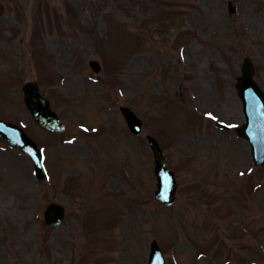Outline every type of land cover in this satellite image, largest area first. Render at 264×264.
<instances>
[{"label": "rangeland", "instance_id": "1", "mask_svg": "<svg viewBox=\"0 0 264 264\" xmlns=\"http://www.w3.org/2000/svg\"><path fill=\"white\" fill-rule=\"evenodd\" d=\"M244 57L264 89V0H0V118L44 148L50 172L36 181L29 159L0 140V264H82V230L97 198L89 196L85 212L62 177L79 170L95 189L99 158L112 169L100 195L118 196L101 200L93 263L146 264L156 239L166 264H264V166H253L246 141L214 124L244 122L235 91ZM30 81L66 125L63 134L32 121L21 92ZM120 105L143 121L140 137L129 135ZM150 132L175 170L171 207L152 196ZM51 201L67 211L59 230L42 219ZM125 202L127 211H113Z\"/></svg>", "mask_w": 264, "mask_h": 264}, {"label": "water", "instance_id": "2", "mask_svg": "<svg viewBox=\"0 0 264 264\" xmlns=\"http://www.w3.org/2000/svg\"><path fill=\"white\" fill-rule=\"evenodd\" d=\"M90 65L95 72L99 70L95 61H91ZM253 72L254 68L251 61L245 59L241 69V75L237 79L236 88L239 97L243 101L246 124L237 128L236 131L239 136L249 140L255 162L262 164L264 163V92L254 83L252 79ZM22 91L25 106L40 126L49 131L60 132L63 130L64 126L59 117L50 110L49 102L41 96L39 87L35 82L25 84ZM121 111L131 130L136 134L139 133L140 123L134 118L133 113L129 109H121ZM0 135L5 137L9 143L20 145L28 153L34 149L31 142L17 128H10L8 126L5 128L0 125ZM148 140L155 158V174L157 175L158 182L156 199L166 205H170L174 201L176 192L174 174L165 166L163 162L164 156L157 142L151 137H148ZM61 218L62 210L53 206L52 210L49 211L47 224L58 226ZM149 264H164L155 241L152 243Z\"/></svg>", "mask_w": 264, "mask_h": 264}]
</instances>
